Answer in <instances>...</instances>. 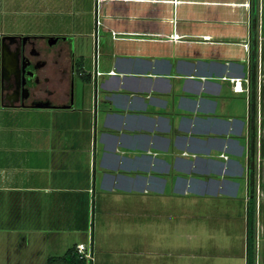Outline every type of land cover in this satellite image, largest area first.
Instances as JSON below:
<instances>
[{"label":"crops","instance_id":"0c3cea01","mask_svg":"<svg viewBox=\"0 0 264 264\" xmlns=\"http://www.w3.org/2000/svg\"><path fill=\"white\" fill-rule=\"evenodd\" d=\"M3 34L58 35L76 69L65 107L0 102L13 264L90 240L86 264H246L250 198L264 264V0H0Z\"/></svg>","mask_w":264,"mask_h":264},{"label":"flooded vegetation","instance_id":"af4514ba","mask_svg":"<svg viewBox=\"0 0 264 264\" xmlns=\"http://www.w3.org/2000/svg\"><path fill=\"white\" fill-rule=\"evenodd\" d=\"M26 35L9 44L21 71L18 78L11 74L9 79L0 80V102L17 108H60V95L69 97L73 91L70 81L64 89L61 84L66 75L75 73L74 64L70 62L69 69L58 65V58L64 53L59 36Z\"/></svg>","mask_w":264,"mask_h":264},{"label":"rangeland","instance_id":"374dc122","mask_svg":"<svg viewBox=\"0 0 264 264\" xmlns=\"http://www.w3.org/2000/svg\"><path fill=\"white\" fill-rule=\"evenodd\" d=\"M263 44H264V40H263ZM263 174H264V163H263ZM13 214L14 211L12 209L7 208V211H2L0 212V215L2 216L0 218V222L4 225H6L9 228H12L14 225V219H13ZM200 220L198 221L199 225H200V232H201V236L203 237V233H205L207 235V237H210L213 235H215L216 240H218L219 242H223V240H228V242L231 244L230 247V251H235L234 249L237 248L238 244L237 242L232 243V240L238 238L237 235L235 234L234 231H236V227H230L229 226V231H232L230 234V232H226V230L222 229V231L220 230V226L218 225L219 223L215 224L214 223H206L208 222V220L203 219V217L199 218ZM228 228V227H227ZM203 230L205 232H203ZM222 232V234H219V232ZM187 233V232H186ZM11 234V233H10ZM2 234H0L1 236ZM213 240V239H212ZM225 242V241H224ZM7 244L5 243H0V264H13L12 262L18 257L19 253L23 250H20V247L18 244H15L16 242L12 241L10 238L7 239ZM220 243V244H221ZM17 247V248H16ZM208 248H209V244H208ZM226 252V250H225ZM228 252V251H227ZM6 257V258H5ZM8 259V260H7ZM218 260V261H222V263L224 262H233L235 264H239L240 261L237 260L236 257H230V258H217V257H213L212 259H210V261H214ZM241 264V263H240Z\"/></svg>","mask_w":264,"mask_h":264},{"label":"trees","instance_id":"16d2710c","mask_svg":"<svg viewBox=\"0 0 264 264\" xmlns=\"http://www.w3.org/2000/svg\"><path fill=\"white\" fill-rule=\"evenodd\" d=\"M255 37L253 35V48L251 60L254 61L255 52ZM254 224H255V204L252 198L248 200V217H247V263L255 264V247H254ZM47 264H86L83 259H80L74 248L68 249L62 256L50 257L47 260Z\"/></svg>","mask_w":264,"mask_h":264},{"label":"water","instance_id":"95a60500","mask_svg":"<svg viewBox=\"0 0 264 264\" xmlns=\"http://www.w3.org/2000/svg\"><path fill=\"white\" fill-rule=\"evenodd\" d=\"M28 37L26 34H3L1 35V47H0V80H7L10 75L13 74L18 78L20 73V67L17 57L12 53L10 49V43L18 38L25 39ZM58 37V35H56ZM65 38L66 36H62ZM6 106L13 107L12 104H5ZM65 107V106H63Z\"/></svg>","mask_w":264,"mask_h":264},{"label":"built area","instance_id":"2783aa9c","mask_svg":"<svg viewBox=\"0 0 264 264\" xmlns=\"http://www.w3.org/2000/svg\"><path fill=\"white\" fill-rule=\"evenodd\" d=\"M98 25H99V19H98V14L96 13L95 15V33H94V46L97 45V38H98ZM113 70H109L108 73H112ZM94 74L98 75L100 74V71L97 69V67L94 70ZM234 89H237V86L234 87ZM74 251L76 255L80 258L83 259L86 262H92L93 261V256H94V251H93V244L90 241L87 243H78L74 247Z\"/></svg>","mask_w":264,"mask_h":264}]
</instances>
